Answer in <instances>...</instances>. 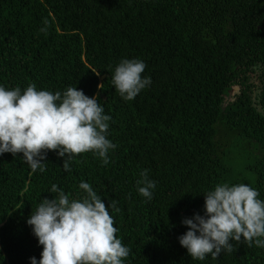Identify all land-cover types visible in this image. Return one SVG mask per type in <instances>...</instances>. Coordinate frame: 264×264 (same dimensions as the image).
Instances as JSON below:
<instances>
[{
  "label": "trees",
  "instance_id": "obj_1",
  "mask_svg": "<svg viewBox=\"0 0 264 264\" xmlns=\"http://www.w3.org/2000/svg\"><path fill=\"white\" fill-rule=\"evenodd\" d=\"M125 58L152 79L132 101L111 81ZM30 84L98 95L117 147L108 165L82 153L71 172L54 151L36 173L22 154L0 156V264L41 258L27 219L58 195L53 184L77 198L82 181L106 207L117 202L125 264H264V249L243 241L197 261L178 240L219 183L249 184L264 200V0H0V85ZM145 169L151 201L137 192Z\"/></svg>",
  "mask_w": 264,
  "mask_h": 264
},
{
  "label": "clouds",
  "instance_id": "obj_2",
  "mask_svg": "<svg viewBox=\"0 0 264 264\" xmlns=\"http://www.w3.org/2000/svg\"><path fill=\"white\" fill-rule=\"evenodd\" d=\"M146 67L143 60L127 58L115 67L112 85L124 101L134 100L151 86V77L142 75ZM111 119L98 95L89 97L77 87L53 93L38 90L35 84L23 90L0 85V156L22 154L31 173L45 171L49 151L64 159L65 172H71V163L88 152L106 166L109 153L117 147L108 138ZM140 177L137 192L151 201L156 182L147 169ZM79 189L84 195L70 198L53 184L50 191L58 195L42 199L27 219L43 249L41 258L31 257L30 264H125L130 249L117 238L109 211H119L117 202L112 200L106 207L87 182L82 181ZM203 195V215L183 218L181 223L188 230L178 237L192 260L204 261L209 255L217 259L233 250L232 241L264 249V200L257 189L224 182Z\"/></svg>",
  "mask_w": 264,
  "mask_h": 264
},
{
  "label": "rangeland",
  "instance_id": "obj_3",
  "mask_svg": "<svg viewBox=\"0 0 264 264\" xmlns=\"http://www.w3.org/2000/svg\"><path fill=\"white\" fill-rule=\"evenodd\" d=\"M238 91V89L236 90V92ZM238 93H239V91H238Z\"/></svg>",
  "mask_w": 264,
  "mask_h": 264
},
{
  "label": "water",
  "instance_id": "obj_4",
  "mask_svg": "<svg viewBox=\"0 0 264 264\" xmlns=\"http://www.w3.org/2000/svg\"><path fill=\"white\" fill-rule=\"evenodd\" d=\"M235 90H236V89H235ZM235 90H234V92H235ZM234 92H233V93H234Z\"/></svg>",
  "mask_w": 264,
  "mask_h": 264
}]
</instances>
